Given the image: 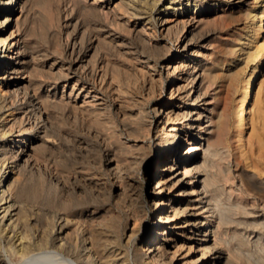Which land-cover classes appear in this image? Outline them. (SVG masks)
Returning <instances> with one entry per match:
<instances>
[{
	"label": "bare ground",
	"instance_id": "6f19581e",
	"mask_svg": "<svg viewBox=\"0 0 264 264\" xmlns=\"http://www.w3.org/2000/svg\"><path fill=\"white\" fill-rule=\"evenodd\" d=\"M32 1L0 0V264H264V183L238 158L223 184L216 171L229 120L244 140L262 91L260 81L249 101V87L231 115L237 66L256 74L264 46L251 26L233 31L223 56L195 40L212 21L259 13L244 0H169L156 15L160 0L47 2L48 52L31 36ZM114 53L159 92L138 88L130 69L122 80ZM56 151L57 175L45 169Z\"/></svg>",
	"mask_w": 264,
	"mask_h": 264
},
{
	"label": "rangeland",
	"instance_id": "374dc122",
	"mask_svg": "<svg viewBox=\"0 0 264 264\" xmlns=\"http://www.w3.org/2000/svg\"><path fill=\"white\" fill-rule=\"evenodd\" d=\"M168 1L169 0H160L157 4V7H156L157 9L155 8V10H154V14L156 15L160 11L161 8H164L161 5L168 3ZM39 2H40V4H39ZM244 2L246 3V7H250L251 9L256 10V12L259 13V15H258L259 19L257 17L254 21L252 19L251 20L242 19V20H238V21L224 22V23H220V24L219 23L216 24V22L213 23V21H212L210 24L202 27L201 30L196 32V34H195L196 35L195 36L196 42L200 43L199 44L201 46L200 49L206 50L209 57L214 58L215 56H223L224 55V53L226 51V42L228 39L231 38V34L233 33L234 30H236V28L239 31L244 32V30H243L244 27H246V26L253 27L254 36H253L252 43H254L255 46L259 47V48L264 46V23L262 24L263 29L261 28V23H262L261 20L263 19V22H264V0H244ZM44 3H47L46 6H49V3L58 4V3H60V1L59 0H33L32 1L31 10L33 13L31 12V14H34V16H35L34 21L37 22V24L35 23L37 26L32 23V25H33L32 27L35 26L34 27L35 29L31 28V29H33V30H31V33L33 32V34L31 36H32V39L35 42L34 44L36 46H38V47L40 46V48L45 47L44 49L48 50V52L49 51L51 52L53 50L52 49L53 40L51 37V35L53 34L52 33L53 30H49V29L46 30L45 27L42 29V30L45 29L44 31L38 30V27H39L38 23H40V22H42V24L44 23V19H42V18L45 17V15H43V14H45L47 12V10H45L46 8L44 7L45 6ZM44 11H45V13H44ZM61 15L64 19L66 14L63 12ZM39 19L41 21H39ZM203 28H204V30H203ZM36 29H37V33H35ZM38 31L41 34H39ZM42 32H45V33L42 34ZM180 32H178V33H180ZM251 33H253V32L251 31ZM36 34H38V35H36ZM40 35H42V36H40ZM58 35H59L58 36V38H59L58 42L59 43L63 42V44L65 45L66 33L63 32V34H58ZM168 49H170L169 51H172V49H173V52L176 51L175 45L173 44V45H171V48L162 47L160 49V53L168 54L169 53ZM122 57H120V56L118 57V55H116L114 53V58H113V60H115V62L118 65H120L119 67L121 69L119 71L121 73L122 80L126 79L125 73H122V72L125 71V69L126 70L130 69L131 71L130 70L129 71L132 74L134 73L133 76L137 80L136 84H139V85H137L138 88H141V90L144 89L143 91H145L146 89H148L150 87V85H152L154 83L155 86H152V87H154V89H156V90L158 89L157 91L159 92L158 82L154 81L152 83L150 76H149V72H147V69L142 70L141 65L138 64L137 62H135L134 59H131V57H129V58H126L124 56H122ZM189 61H190V58L187 59L186 63L188 62V64H189ZM241 64H242V66H241ZM261 64L262 65H261L260 70L256 74H253L252 70H248V69L246 70V68L244 66L245 64L243 62H241L237 66L241 70V71H239L240 75L236 76V78L233 82L234 84H232L230 86L229 98H228V104H229L228 105V109H229L228 111L231 115H233V114H235V110L237 108L238 102L240 101V99L242 97L245 96V93L248 90V88L250 87V96H249L248 100L252 101L251 96H253V97L255 96L258 83L260 81L263 82L262 91L259 94L258 98L255 100L253 106L251 105V102L249 104L250 108H249L248 114H247V120H248V126L249 127H248L247 136L245 137L244 140L237 139L236 137L233 138V136H235L237 125H235L231 119L229 120L230 121V123H229L230 134L228 137V142H227L226 146L223 148V151L227 152V156L221 160V169L218 167L219 169L217 168V170H216L217 176L219 178V182L221 181L220 182L221 184H223L225 181L224 180L225 179L224 174H221V173H223V171H222L223 168L224 167L226 168V166L228 167V165L231 164L230 167L234 172L235 166H236V163H235L236 158L241 160L242 167L244 168V172L247 176H253L255 179H257L256 181H258L259 183L260 182L264 183V58H263ZM155 78L157 80L158 76L156 75ZM210 88H209L210 92H208L207 96L204 99V102H206V100H207L206 103H208V105H211L215 101V99H213V96H212L213 92H214V90H213L214 86L213 87L210 86ZM157 91H156V93H157L156 99L154 100V102H157V101L159 102L160 98H161ZM170 94H171V91L169 89L168 93H166L164 95V100L169 102L170 97H171ZM9 101L12 102L9 99L8 104L10 103ZM211 101H213V102H211ZM14 103L16 104V102H14ZM53 112H51V119H52V121L54 120L53 122H55V120H56L55 125L56 124L57 125L54 128V130L56 131L58 129L57 126L59 125V121H58L59 112L56 114L54 113V115H53ZM55 112H57V111H55ZM54 116H55V118H54ZM56 133H57V131L55 132V135H56ZM55 142L57 143L56 138H51V143H55ZM53 154H54V155H52L53 159H50L51 163L47 164V167L51 168V170L47 167L45 169H48L49 171H51L52 173L57 175L59 173V170L61 169V167H60L61 164H59L60 158H59V154L57 151L54 152ZM86 156H88V155H86ZM44 163H46V162H44ZM49 165H51V166H49ZM220 171H222V172H220ZM232 182L233 181H229L227 186L234 185V183L232 184ZM46 209L47 210L49 209L48 210L49 213L54 212L53 209L50 208L49 206H47ZM44 260L47 261L50 259L45 258ZM34 262H35V260H27L23 264H28V263L29 264H32V263L33 264H41V263H38L39 261H36L35 263Z\"/></svg>",
	"mask_w": 264,
	"mask_h": 264
}]
</instances>
